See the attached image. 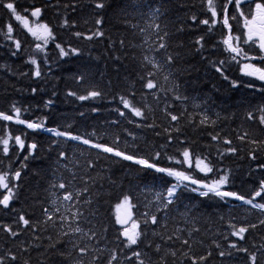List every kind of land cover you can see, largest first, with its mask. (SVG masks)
<instances>
[{
  "label": "trees",
  "instance_id": "1",
  "mask_svg": "<svg viewBox=\"0 0 264 264\" xmlns=\"http://www.w3.org/2000/svg\"><path fill=\"white\" fill-rule=\"evenodd\" d=\"M14 2L21 13L25 8L41 7L43 11L39 20L52 28L55 42L65 48H78L80 54L61 59L59 50L52 42L47 46L46 57L34 53V38L8 9L0 5V30L6 32V25L11 24L13 36L22 42L21 50L13 56L14 44L0 34V111L10 113L15 105L21 108V119L41 121L47 128L70 131L93 142L111 144L118 135L120 148L138 157L150 158L156 151H162L164 154L155 161L159 167L184 170L202 181L216 178L215 174L206 176L195 167L188 168L168 159V156L183 159L178 150L190 147L197 154L209 155L217 169L230 171L227 190L251 197L259 180L264 177V171H253L257 165L264 164V145L257 146L256 159L252 160L249 152L253 145L242 143L237 136L247 132L249 139L264 140V125L259 124L261 113L257 111L264 106V90H261L264 86L246 78L241 72L240 63L233 61L231 54L225 51L221 40L227 34V29L218 24L209 31L207 25L199 23V20L210 17L206 0H103V8L95 7L100 0ZM147 6L158 13L151 16L153 21L158 19V30L152 46L145 45L149 37L147 34L151 33L149 25L137 19L143 7ZM192 16L197 17V22L192 21ZM65 19L69 27H61ZM97 19L103 21L99 26L95 23ZM231 23L233 34L242 35L240 22ZM98 28L104 35L92 40L78 39L74 35L75 32L93 33ZM161 36L164 37L163 41L159 39ZM201 36L204 37L202 46L196 43ZM121 41H124L123 47ZM162 42L167 43L168 48L156 52L155 60L148 49L152 47L153 51ZM244 47L248 50V46ZM167 54L175 58L171 65L166 63ZM34 55L42 73L39 78L34 77L35 68L28 62L29 57ZM148 60L156 66L148 63ZM220 61L225 62L223 75L216 71ZM251 62L263 65L259 60ZM147 72H154L161 86L154 90L155 95L144 89L140 80L141 75ZM79 75L85 76L83 82H77ZM225 75L228 79L224 78ZM233 82H236V87H233ZM249 83L257 87L249 88ZM33 89H36L35 93ZM89 90H97L102 95L85 101L68 95L69 91L84 95ZM133 91L134 102L141 107L147 105L144 107L148 117L146 121L132 117L123 109L120 97L129 96ZM177 95L187 99L177 100ZM49 101L51 104H48ZM168 105H171L169 111L180 116L177 122H171L170 117L166 116L165 108ZM93 108L97 111H92ZM117 109L124 110L137 123H155L158 127H136L128 123V119L120 117ZM250 112L256 117L254 120L248 119ZM205 113L210 121H215L214 124L200 125ZM113 121L119 123L114 124ZM0 125L6 126L0 130V137H6L9 133L13 138L20 135L26 144L37 145L27 160L24 159L28 155L27 148L21 152L14 141L10 142L12 147L8 156L0 152V172L21 171L20 179L12 181L17 184L16 198L11 202L13 210L0 207V224H10L14 230H19L14 219L24 214L36 225V231L23 229L18 237L0 231V256L4 257V264H25V261L28 264H78L81 259L83 264H93V256L100 257L95 264H107L113 249L118 255V260L113 264H137L135 258L127 259L133 250L143 253L146 264H192V260L185 257V252L197 258L211 252L206 264H250L245 253L228 249L229 241L236 240L235 237L224 239L231 231L229 221L241 226L258 223L264 218L250 206L234 200L225 204L216 197H201L191 191H181L179 199L165 210L157 200L156 193L163 192L166 185L175 183L174 178L156 173L153 169H144L131 161L99 153L95 148L72 143L71 140L58 139L40 131L29 132L20 124L0 121ZM168 127L173 128L171 135L174 140L167 149H161L160 145L167 143L164 129ZM157 132L161 135L157 136ZM216 132L222 138H230L232 146L239 151L220 158L217 150L227 145L211 140L210 134ZM180 140L186 143L182 145ZM61 151L66 153V159H58ZM89 161L93 167L88 166ZM60 182H65L67 188L52 187ZM85 188L87 191H83ZM52 190H55L53 193L60 197L61 202H66L70 207L66 215L69 221L72 213L79 211L82 213L78 221L80 227L84 232L95 231L97 237L88 240L82 233L61 236V232L69 231V224L66 222L64 228H60L59 213H56L55 224L44 222L43 209H51ZM77 191L81 192L79 197H75ZM64 192H72L73 201H62ZM124 195H128L135 205L131 209L134 218L137 213L147 211L160 219L159 226L147 225L146 238L133 249L123 248L116 239L120 226L115 223L118 215L115 208ZM144 227L142 224L141 228ZM153 228L159 235L151 230ZM174 233L189 239L191 248L176 240ZM168 236H173V239L165 242L162 237ZM245 236L246 239L238 243L249 252L257 253V264H264V226L251 229ZM57 241L62 242L57 244ZM74 242L80 246L87 245L90 251L81 257L72 247ZM216 243L221 245L220 249L216 248ZM52 244H57V248L66 256L61 257L50 247ZM157 244L161 245L160 252L155 251ZM22 247L27 251H22ZM220 250L233 251V255L221 258L218 255ZM174 251L176 256L171 255ZM10 252L17 256L16 261L10 260Z\"/></svg>",
  "mask_w": 264,
  "mask_h": 264
},
{
  "label": "snow or ice",
  "instance_id": "2",
  "mask_svg": "<svg viewBox=\"0 0 264 264\" xmlns=\"http://www.w3.org/2000/svg\"><path fill=\"white\" fill-rule=\"evenodd\" d=\"M0 5L4 8L8 9L9 12L14 16L16 21L22 22L24 29L34 38L36 43L34 44L33 51L37 54H43L45 57L47 56V46L50 42L55 43L56 49L59 50V57L62 59L69 55H79L80 50L78 48L68 47L65 48L60 43H56V37L52 30V28L47 24L40 22L39 18L42 15L41 7H34L29 10L25 8L23 13L18 12L15 6L14 0H10V2H5V0H0ZM206 10L211 15L208 18L203 20H199L200 24L207 25L209 27V31H212L216 25L221 24L224 29H227V34L222 38L221 43L225 46V51L231 54V59L240 63L242 72L244 75L253 77L262 82V86H264V66H257L251 61L259 60L264 64V0H206ZM96 8H103L105 4L103 0L97 2L95 4ZM73 11H75V6H73ZM32 19V25L30 26L29 21ZM192 21L197 22V17L192 16ZM231 21H242V27L244 32L242 35H236L232 32V23ZM96 25H101L103 23L102 19H97L95 21ZM74 27V25H72ZM61 27H69V22L67 19L62 21ZM13 26L11 24L6 25V32L0 30V34L4 35L6 39L11 40L14 44L15 50L11 53L13 56H16L21 50L22 42L13 36ZM143 31V29H141ZM74 35L80 39L92 40L97 37H101L104 33L99 30V28L93 33H81L75 32ZM167 35V34H165ZM161 41L164 40V37H159ZM204 37H199L196 41L198 45L202 46V41ZM121 46H124V41H121ZM244 46H248V50L245 49ZM168 48L167 43H160L158 48L154 49L155 52L160 53L161 50H166ZM253 49H258V52H255ZM147 60L148 58L145 57ZM242 61H247L246 63H242ZM31 63L35 70L33 72L34 77L39 78L42 73L40 71V64L37 59V56L34 55L29 57L28 60ZM175 62V58L171 54H167L166 63L171 65ZM47 63V60H45ZM148 63L156 66L153 61L148 60ZM224 61H220V66L216 67V71L223 73V64ZM154 72H147L146 75H141L140 80L142 82L143 88L147 89L153 95H155V91L159 87H161L155 79ZM225 79L228 77L225 75ZM85 79L84 75H79L76 77L78 83L83 82ZM167 80L168 77H165ZM236 82H233V87H236ZM249 88H256L255 84L249 83L247 85ZM264 90V87L261 88ZM34 93L36 89L32 90ZM69 96H74L77 100L85 101L89 99H94L102 95L101 92L97 90H89L86 94L81 95L75 91H69ZM135 92L133 91L129 96H121L120 101L123 105V109L127 110V113H131L132 117L138 118L141 121H146L148 119L144 107L138 106L134 102ZM175 99H187L186 97L177 95ZM51 104V101L48 102ZM47 106V105H46ZM171 108V105H168L165 108L166 116L170 117L171 122H177L180 119V116L172 113L168 109ZM92 111H97V109L93 108ZM119 116L128 119V123L135 124L136 127H147V128H156L158 125L155 123L152 124H140L137 123L136 120H133L128 117L127 113L124 110L117 109ZM259 113H261L259 117V124L264 125V106L257 109ZM83 115V114H81ZM183 113H181V116ZM21 116V108L15 105L12 106V111L10 113H6L4 111H0V121L5 122H13L20 125H25L27 129L33 131H47L53 134L56 137H62L66 140H74L85 145H88L91 148H95L99 153L108 154L110 157H118L125 161H131L134 164L140 165L144 169H153L156 173L165 174L168 177H172L175 179V183H171L165 186L163 192H157V200L160 201L163 205V209H168L169 205L174 204L178 199L181 191H191L194 193H198L201 197H216L227 204L229 201H240L243 205H248L251 209L256 210L260 214L264 215V177H262L258 182V187L254 189L251 197H246L243 194H240L235 191L227 190L228 185L230 184V171L229 170H220L217 169L213 164L212 160L209 158V155H201L195 153L191 150L190 147H184L179 151L180 156L183 159H178L176 156H168L170 161L175 162L176 164L186 165L188 168L195 167L199 172L204 173L206 176L208 174H215L216 178L211 179L210 181H202L194 178L191 174L187 173L184 170H177L173 168H164L159 167L155 161L158 160L164 153L162 151H156L154 156L150 158L138 157L135 154H130L123 149L120 148V137L117 135L111 144H105L101 142H93L91 139L84 138L78 134H72L70 131H61L55 128H47L45 127L44 122L35 121L29 122L20 118ZM256 117L253 113H248V119L254 120ZM215 123V121H210L209 116L205 113L203 114L200 125H207L208 123ZM112 123L116 124L119 121H113ZM191 123V121H189ZM5 125H0V130H2ZM173 128L168 127L164 129V133L167 134V143L160 145L161 149H167L169 145L172 144L174 137L171 135ZM127 131V130H125ZM179 131V129H176ZM129 135H133L132 133H128ZM94 135V134H93ZM157 136L161 135V133L157 132ZM211 140L216 142H222L223 145H227L225 148H221L217 150V155L220 158H223L226 155L232 154L235 155L239 150L236 147L232 146L233 141L228 137H221L219 132L215 134H210ZM249 134L244 132L242 135H238L237 139H239L242 143L247 142L253 145V148L249 152V157L252 160L256 159V151L257 146L264 145V140L258 141L255 139H249ZM102 139V138H101ZM21 152H23L26 148L28 150V155L24 157L25 160L29 159L33 155V150L37 148L36 143L26 144L25 140L20 136L16 135L14 138L9 133L6 137H0V152L4 156H8L10 153V148L12 147L13 142ZM55 143V141L53 142ZM126 143V142H125ZM180 144H185L186 141L180 140ZM58 159L63 160L66 159V153L61 151L59 153ZM24 165H22L23 167ZM89 167H93V163L89 161ZM253 171H264V164L257 165ZM21 177V171L16 170L14 173L8 171L0 172V207L4 210H13L11 209V202L16 198V188L17 184L12 183V181H18ZM75 179V177H73ZM70 183V181H69ZM190 185H194L195 187H190ZM52 187H58L59 189H66L67 184L65 182H60L58 185H53ZM83 191H87V188L83 189ZM81 195L80 191L75 193V197H79ZM258 198L259 201H258ZM59 199V198H58ZM74 196L72 192H64L62 201H73ZM53 204H56L57 201L53 200ZM90 203V201L88 202ZM117 209L124 207L128 209L126 215L121 217L117 215L115 218V223L120 226L118 230L119 234L116 239L122 244L123 248L133 249V246H139L143 239L146 238L148 228L147 225L151 224L153 226L160 225V219L156 214L151 212L137 213L134 218V214L131 211L135 205L132 204L131 198L128 195H124L123 199L116 205ZM160 209L158 208L157 211ZM60 209L56 208L54 211L45 207L43 209V215L45 216V223L53 222L55 224L57 216L56 213H59ZM82 215L79 211L73 212L71 216V220L69 221V217L65 215H59V226L61 229L64 228L65 223L69 224V231L61 232V236H67L76 233H82L84 236L88 238V240H92L97 237V233L95 231L89 230V232H84V230L79 225V218ZM235 219V217H233ZM14 224L17 229L14 230L13 225L10 224H0V231L7 232L12 237H18L22 234L23 229L31 228L33 231H36V225L33 222L26 218L24 214H20L18 219H14ZM75 225L72 227L71 225ZM130 224V226H129ZM144 225V228H141V225ZM23 228H20V226ZM260 226H264V218L260 219L258 223L247 224L237 226L231 221L228 222V227L231 229L228 232L224 239L228 240V237H235L236 240L229 241L228 249L234 250L235 252L245 253L248 257L250 264H257L258 256L256 252H249V250L243 246H241L238 242L244 241L246 239L245 234L248 233L251 229H256ZM155 233V228L151 229ZM107 231V229H105ZM182 231V230H178ZM192 231H199L198 229H193ZM159 235V233H155ZM191 236V232L189 233ZM175 239L178 240L183 245H187L189 249L191 248L190 240L184 239L179 235H175ZM173 236H168L165 239V242L173 239ZM62 241H57L61 243ZM215 243V242H214ZM57 244H52L50 247L54 249L61 257H65L66 253L60 251L57 248ZM72 247L79 253L81 257H83L86 253L90 251L87 245L80 246L78 243H73ZM123 248L120 250L122 251ZM216 248L220 249L221 245L216 243ZM264 248V246H262ZM22 251H27V248L21 249ZM155 251H161V245H155ZM67 255H70L68 253ZM172 256H176L177 253L174 251L171 253ZM185 257L190 258L192 260V264H206L208 256H211L212 253L209 252L207 256L200 257H190L188 252L184 253ZM218 255L221 258L231 257L233 255V251L228 250H220ZM8 256L11 261H16L17 256L8 253ZM135 258L137 264H146V261L143 259V253L140 251L133 250L131 256L127 257L128 260H132ZM100 260L99 256H93L92 261L95 264L96 261ZM118 260V255L116 249L112 250L111 257L108 260L107 264H113L114 261ZM0 264H4V257L0 256ZM25 264H28L25 261ZM78 264H83V260L78 261Z\"/></svg>",
  "mask_w": 264,
  "mask_h": 264
},
{
  "label": "rangeland",
  "instance_id": "3",
  "mask_svg": "<svg viewBox=\"0 0 264 264\" xmlns=\"http://www.w3.org/2000/svg\"><path fill=\"white\" fill-rule=\"evenodd\" d=\"M207 7V6H206ZM156 16V15H158V13H154V10H153V8H149L148 6L147 7H143V10L141 11V14H139V16H138V20H140L141 21V23L142 22H144V23H142V24H144V25H147L148 26V30H150V32L151 33H148L147 35L149 36L148 37V40H147V42H145V45L146 46H152V42H153V38H154V41H155V38H156V34H157V30H158V19L157 20H155V21H153V19H152V17L151 16ZM211 15V14H210ZM142 16V17H141ZM32 19H34V18H30V21H29V24H30V26H34V25H32ZM22 23V22H21ZM242 21H240V24L242 25ZM23 25V24H22ZM152 26V27H151ZM155 26V27H154ZM243 28V27H242ZM153 29V30H152ZM243 32H244V29H243ZM144 33H145V31H144ZM151 49H152V47H149V51H150V53L152 54V56H153V58L156 60V57H155V54H156V52L154 51V49H153V51H151ZM247 61H245L244 63H246ZM253 63V62H252ZM257 65V64H256ZM258 66V65H257ZM262 66H264V64L262 65ZM241 72H242V69H241ZM242 74H243V72H242ZM244 75V74H243ZM246 78H248L249 80H252V81H256V82H259V83H261L262 84V82L261 81H259L258 79H255V78H253V77H249V76H246V75H244ZM175 180V179H174ZM194 186V185H193ZM195 187V186H194ZM53 192H55V190H52V192H51V198H50V200H51V209L54 211L56 208H59L60 209V211H59V214L61 215H67V212L68 211H70L71 209H70V207L67 205V203L66 202H61V200H60V197H58V196H55V194L53 193ZM196 194H198V193H196ZM199 195V194H198ZM55 196V197H54ZM59 198V199H58ZM53 200H56L57 201V203L56 204H53L52 203V201ZM123 210H126V211H128V209H126V208H124V207H121L120 209H117V207L115 208V211H116V213L118 214V215H122V213H123Z\"/></svg>",
  "mask_w": 264,
  "mask_h": 264
},
{
  "label": "water",
  "instance_id": "4",
  "mask_svg": "<svg viewBox=\"0 0 264 264\" xmlns=\"http://www.w3.org/2000/svg\"><path fill=\"white\" fill-rule=\"evenodd\" d=\"M126 212H127L126 210H123L121 217H124L126 215Z\"/></svg>",
  "mask_w": 264,
  "mask_h": 264
}]
</instances>
